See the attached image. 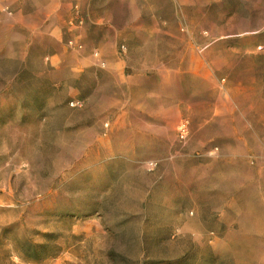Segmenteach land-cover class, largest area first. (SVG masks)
<instances>
[{
    "label": "rangeland",
    "instance_id": "1",
    "mask_svg": "<svg viewBox=\"0 0 264 264\" xmlns=\"http://www.w3.org/2000/svg\"><path fill=\"white\" fill-rule=\"evenodd\" d=\"M0 264H264V0H0Z\"/></svg>",
    "mask_w": 264,
    "mask_h": 264
},
{
    "label": "built area",
    "instance_id": "2",
    "mask_svg": "<svg viewBox=\"0 0 264 264\" xmlns=\"http://www.w3.org/2000/svg\"><path fill=\"white\" fill-rule=\"evenodd\" d=\"M68 45L71 47V48H74V49H80V46L79 45H77L76 43H73L72 41H70L69 43H68ZM94 57H95V59H97V62H98V64H99V66H101L102 68L105 66V63L104 62H101V61H99L98 60V56H97V54H95L94 55ZM77 104H75V103H71L70 104V106L71 107H75ZM183 127H184V125H183ZM182 131H184V129L182 128ZM149 167L150 168H153L154 167V164H149Z\"/></svg>",
    "mask_w": 264,
    "mask_h": 264
}]
</instances>
